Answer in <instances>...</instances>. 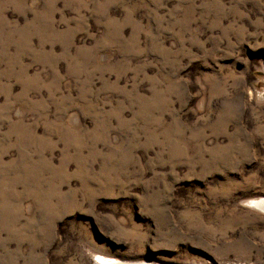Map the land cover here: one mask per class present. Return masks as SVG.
Instances as JSON below:
<instances>
[{"label":"rangeland","instance_id":"obj_1","mask_svg":"<svg viewBox=\"0 0 264 264\" xmlns=\"http://www.w3.org/2000/svg\"><path fill=\"white\" fill-rule=\"evenodd\" d=\"M261 198L264 0H0V264H264Z\"/></svg>","mask_w":264,"mask_h":264},{"label":"bare ground","instance_id":"obj_2","mask_svg":"<svg viewBox=\"0 0 264 264\" xmlns=\"http://www.w3.org/2000/svg\"><path fill=\"white\" fill-rule=\"evenodd\" d=\"M252 205L255 207H258L259 209L264 211V198L253 201ZM107 259L101 258L100 262H96V264H151L149 262L148 263H146V262H130V263H127V262H118L116 260H107Z\"/></svg>","mask_w":264,"mask_h":264}]
</instances>
